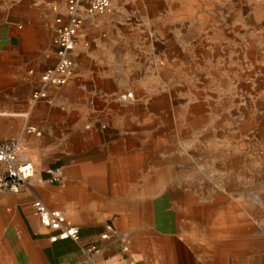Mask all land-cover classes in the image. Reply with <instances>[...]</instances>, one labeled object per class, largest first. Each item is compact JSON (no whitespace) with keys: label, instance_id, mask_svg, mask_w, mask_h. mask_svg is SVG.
Listing matches in <instances>:
<instances>
[{"label":"crops","instance_id":"crops-1","mask_svg":"<svg viewBox=\"0 0 264 264\" xmlns=\"http://www.w3.org/2000/svg\"><path fill=\"white\" fill-rule=\"evenodd\" d=\"M198 2L191 5L201 8ZM191 5L174 2L167 22L182 24L183 8ZM64 11V0H0V141L17 139L18 161L35 171L17 192H0V264H91L93 245L100 247L104 264H264V201L248 194L168 188L147 196L150 223L131 222L121 226L125 232L110 224L114 233L108 239L101 237L107 225L92 226L76 215L83 190L116 182L105 178H114L123 161L130 166L143 149L138 137H147L148 130L137 128L139 100L118 98L124 90L138 91L140 63L136 53L123 50V40L128 45L132 35L122 37L121 25L113 27L109 17L82 13L72 75L64 85L42 84L41 75L56 61L55 19ZM153 45L143 43L141 62L149 68L156 54L167 55ZM184 55L178 47V59ZM37 90L46 99L33 100ZM154 99L149 93L140 102L152 105ZM153 112V106L146 108V118ZM30 125L40 135L29 133ZM4 168L0 164V172ZM54 175L62 185L49 182ZM181 178L190 184L201 180ZM36 199L62 210L79 227V241H52L58 232L41 223L32 206Z\"/></svg>","mask_w":264,"mask_h":264},{"label":"rangeland","instance_id":"rangeland-1","mask_svg":"<svg viewBox=\"0 0 264 264\" xmlns=\"http://www.w3.org/2000/svg\"><path fill=\"white\" fill-rule=\"evenodd\" d=\"M198 1L201 8L184 6L176 27L167 21L178 0H115L110 12L95 16L121 25L122 37L132 35L123 50L138 56L137 128L148 136L139 135L143 149L130 166L123 161L114 178H105L116 182L83 190L76 215L84 223L113 224L120 232L131 222L146 225L147 196L173 187L264 201V0ZM145 39L167 51L166 59L156 54L153 68L141 62ZM178 47L185 54L180 60ZM149 93L153 104L140 102ZM151 106L154 114L146 118Z\"/></svg>","mask_w":264,"mask_h":264},{"label":"built area","instance_id":"built-area-1","mask_svg":"<svg viewBox=\"0 0 264 264\" xmlns=\"http://www.w3.org/2000/svg\"><path fill=\"white\" fill-rule=\"evenodd\" d=\"M64 14L55 19L53 45L56 48V61L53 67L41 75L43 85H64L73 73V60L71 53L77 42V35L82 27V13L87 15H104L111 11L115 0H64ZM118 98L121 101L134 98L132 92L121 93ZM33 100L46 99L44 91L37 90L32 94ZM29 133L40 135V131L33 125L27 129ZM21 149L17 139L0 141V164L4 165V171L0 172V192H17L28 179L33 177L35 171L31 163L18 161ZM49 182L63 184L60 175H54ZM33 208L39 215L41 223L58 233L51 237L52 241L72 239L78 242L80 229L70 223L65 213L56 208L48 207L44 202L36 199L32 203ZM114 230L111 225L106 226V232L102 234L103 239H108ZM128 250L127 245L123 246ZM91 264H104L98 258L100 247L93 245L89 248Z\"/></svg>","mask_w":264,"mask_h":264}]
</instances>
